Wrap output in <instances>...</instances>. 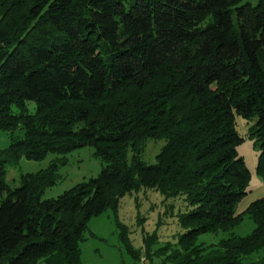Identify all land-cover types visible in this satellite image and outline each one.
Returning <instances> with one entry per match:
<instances>
[{
  "label": "trees",
  "instance_id": "obj_1",
  "mask_svg": "<svg viewBox=\"0 0 264 264\" xmlns=\"http://www.w3.org/2000/svg\"><path fill=\"white\" fill-rule=\"evenodd\" d=\"M236 113L257 118L264 175V0H0V129L16 159L61 154L12 187L0 152V264H85L88 220L108 208L138 261L144 246L150 264H264V195L235 211L252 177ZM150 139H165L154 163ZM84 145L101 171L43 197ZM143 188L170 200L166 214L180 200L184 230L163 244L162 217L142 247L118 218ZM246 216L255 227L239 235Z\"/></svg>",
  "mask_w": 264,
  "mask_h": 264
},
{
  "label": "rangeland",
  "instance_id": "obj_2",
  "mask_svg": "<svg viewBox=\"0 0 264 264\" xmlns=\"http://www.w3.org/2000/svg\"><path fill=\"white\" fill-rule=\"evenodd\" d=\"M29 107L31 110L35 107V101L30 100ZM237 127L244 135L245 139L238 145L239 153L245 158L247 165L252 171V177L247 186V193L236 203L235 211L244 210L252 201L264 195V175L256 171L258 156L260 153V144L255 130L257 118H245L238 113ZM22 130H17L20 135ZM11 132L0 129V152L6 157L7 172L5 180L12 187L21 183V175L26 172H35L46 168L51 161L58 155L57 152H49L45 157L40 159L21 157L16 159L9 151L11 144ZM165 139H150L144 153V158L149 163L156 162V154L161 150ZM91 145H84L74 148L66 154V162L60 163L56 183L48 186L43 192V197L58 196L74 184L87 180L91 176H96L102 169V160L93 152ZM137 199V201H136ZM164 196L151 188H143L140 191L127 193L121 198L118 218L129 225L130 236L136 247H142L144 244V234L152 232L157 227V221L162 217L163 224L159 228V238L162 240L170 239L177 231L184 229L177 219V211L180 200H176L177 206L174 211L169 210L166 214V204ZM173 201V200H172ZM139 216L143 219L138 218ZM140 221V222H139ZM255 227L252 218L246 216L234 230L239 235L250 233ZM181 229V230H180ZM150 230V231H149ZM228 233L219 231L217 233L207 232L198 236V242L217 243ZM81 260L85 264H138V260L129 252L124 244L120 229L116 222V213L112 208H108L98 215H93L88 220L85 238L81 242ZM141 256H146L144 246ZM249 259H258V254L250 255ZM253 264H259L255 262Z\"/></svg>",
  "mask_w": 264,
  "mask_h": 264
},
{
  "label": "built area",
  "instance_id": "obj_3",
  "mask_svg": "<svg viewBox=\"0 0 264 264\" xmlns=\"http://www.w3.org/2000/svg\"><path fill=\"white\" fill-rule=\"evenodd\" d=\"M138 264H150V263H149V260H148L147 257L142 256V257L139 259Z\"/></svg>",
  "mask_w": 264,
  "mask_h": 264
}]
</instances>
